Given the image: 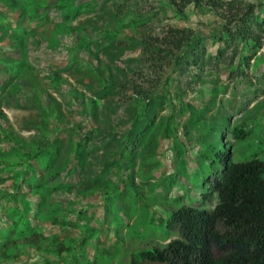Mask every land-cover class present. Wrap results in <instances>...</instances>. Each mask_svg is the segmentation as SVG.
Masks as SVG:
<instances>
[{
	"label": "rangeland",
	"instance_id": "obj_1",
	"mask_svg": "<svg viewBox=\"0 0 264 264\" xmlns=\"http://www.w3.org/2000/svg\"><path fill=\"white\" fill-rule=\"evenodd\" d=\"M43 1L0 0V264L139 262L176 236L168 205L218 202L223 152L264 158V0ZM37 173L43 206L20 182Z\"/></svg>",
	"mask_w": 264,
	"mask_h": 264
},
{
	"label": "trees",
	"instance_id": "obj_2",
	"mask_svg": "<svg viewBox=\"0 0 264 264\" xmlns=\"http://www.w3.org/2000/svg\"><path fill=\"white\" fill-rule=\"evenodd\" d=\"M35 1L38 0H6V5L10 10L17 11L18 17L31 19L33 14L29 13L28 8ZM39 1L41 3L34 11L44 14L47 4L43 0ZM236 2L240 1H227L225 4H229L228 7L232 9H228V15L221 16L226 19L224 28L234 39L236 33L233 32L232 23L239 12V7L234 6ZM90 4L81 3V6L86 9L91 7ZM213 5L217 8L224 4L214 2ZM59 7L62 10L61 17H72L78 12L73 0L60 2ZM177 10L182 12L180 8ZM42 14L38 17H43ZM237 30V34H241V30ZM172 31L173 39L169 42L174 48L180 49L185 41L191 44L187 41L185 30L175 28ZM72 50H75L74 47ZM164 51L167 53L171 50ZM101 68L95 67V75L100 73ZM234 134L241 138L245 131L235 127ZM76 151L79 159L81 146ZM222 155L225 159L222 173L209 179V190L217 192L218 202L209 209L186 204L177 207L168 205L165 208L169 210V216L165 222L164 240L169 238V232H175L176 236L164 244L140 251L141 260L136 262L133 258V264H264V158L253 157L229 163V154L223 152ZM37 175L22 177L20 182L26 184L30 195L37 196V205L43 206L50 189L45 185L46 180ZM17 194L20 199H26L24 193L17 191ZM27 202L23 201L25 205Z\"/></svg>",
	"mask_w": 264,
	"mask_h": 264
},
{
	"label": "clouds",
	"instance_id": "obj_3",
	"mask_svg": "<svg viewBox=\"0 0 264 264\" xmlns=\"http://www.w3.org/2000/svg\"><path fill=\"white\" fill-rule=\"evenodd\" d=\"M209 189V188H208ZM211 191V190H210ZM202 197H203V194H202Z\"/></svg>",
	"mask_w": 264,
	"mask_h": 264
}]
</instances>
